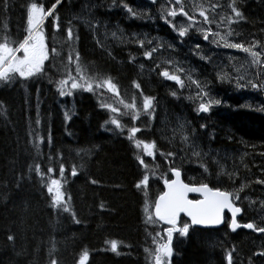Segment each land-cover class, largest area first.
Segmentation results:
<instances>
[{"label": "trees", "instance_id": "trees-1", "mask_svg": "<svg viewBox=\"0 0 264 264\" xmlns=\"http://www.w3.org/2000/svg\"><path fill=\"white\" fill-rule=\"evenodd\" d=\"M134 1L120 0L113 6L114 0H62L57 6V15L63 31H56L46 21V43L57 48L63 46L62 56L66 61L68 46L65 42L71 26L79 37L71 42L72 46L84 61L94 62L99 70L114 77L125 99L130 100L135 94L142 106L140 90L133 87V81L139 83L145 95L156 99L148 130L137 121L142 129L137 135L149 142L155 140L162 152H177L172 166L180 168L185 179L196 185L208 183L210 187L232 191L242 182L249 183L244 191L250 199H245L249 203L246 214L264 226V209L261 208L264 184L254 182L264 179V117L228 110L226 115L209 118L202 124L197 117L199 113L195 112L197 105L191 104L192 100L183 89L177 91L169 81L158 76L161 69L150 70L155 68V63L144 60V49L136 40L147 36L149 40L159 37L171 42L176 45L175 51L163 48L160 51L177 60L190 59L186 42L180 43L166 27L158 30L159 20L149 19L146 12L139 18L123 12L121 4L125 2L137 11L144 8ZM262 1L237 0V6L245 17L241 32L264 43ZM24 3L26 0H10L5 11L0 2V33L15 36L19 31L23 36L26 27ZM43 3L51 7L55 0H43ZM113 31L123 33V42L113 39ZM98 39L105 47L97 43ZM132 57L136 58L134 63L130 62ZM54 62L59 68L60 57ZM190 62L186 64L192 66ZM45 63L49 65V72L38 78H17L13 84L0 85V106L7 109V118H0V264H50L52 259L58 264H76L85 248L89 251L87 264H150L151 258L146 256L144 249H154L152 239L161 228L157 224H146L145 201L153 202L160 193L163 180L159 177L161 174L169 177V163L159 152L150 158L144 157L140 150V156L149 167L157 165L159 171L150 177L151 187L147 192L138 190L135 184L145 174V168L137 159V150L126 138L127 131L121 134L113 130V125L105 124L112 113L101 107L99 98L93 93L77 90L72 95L60 96L57 85L49 79L50 76L60 77L49 61ZM141 63L145 65L143 72L139 68ZM194 64L197 68H192L200 70L204 78L208 69L203 64ZM210 80L217 89L216 95L230 101L231 97L225 98L223 94L228 91L225 82L217 77H210ZM172 90L178 95L172 96ZM105 97L109 103L121 107L112 94L105 93ZM66 112L69 119H65ZM38 115L40 123L36 124ZM141 119L148 120L147 117ZM178 123L193 124L188 129L196 130V143L208 154L204 160L210 172H205L194 158L191 162L180 159L185 156L181 150L183 145L179 139L175 145L168 139ZM34 137L39 143V153L33 147ZM49 154L57 161L51 174H47V168L52 166ZM60 160L66 166L64 189L72 198L70 206L80 223H76L71 214L58 213L49 207L48 194L40 178L34 170L29 174V166L39 163L46 175L60 179ZM217 160L234 173L235 185L227 176L217 178L220 170ZM73 166L78 172L75 177L71 175ZM92 180L97 183L93 184ZM9 235L13 236L12 241L8 240ZM111 239L122 242L120 255L102 250L107 247L105 241ZM172 244L171 264H228L226 255L233 248V264H249L250 260L252 264H264V256L257 255L264 251V233L256 235L242 230L232 233L225 226L218 230L192 229L187 237L176 238ZM53 247L55 251L50 255Z\"/></svg>", "mask_w": 264, "mask_h": 264}, {"label": "snow or ice", "instance_id": "snow-or-ice-1", "mask_svg": "<svg viewBox=\"0 0 264 264\" xmlns=\"http://www.w3.org/2000/svg\"><path fill=\"white\" fill-rule=\"evenodd\" d=\"M0 2H2L3 9L7 11L10 0H0ZM61 2L62 0H55L51 7H46L43 0H26V3L22 5L26 13V27L23 29V36L21 37L19 31L15 36L10 35L8 32L0 33V85L13 84L17 82V78L20 80L38 78L40 75L49 72V65L45 63L49 61L56 74L60 77L59 79L49 77L50 82L57 85V91L60 96L72 95L77 90L93 93L99 98L101 107L112 113L109 120L105 121V124L113 125V130H118L121 134L127 131L126 138L132 147L137 150V159L140 165L145 168V174L135 184L138 190L147 192L151 187L150 177L155 176L159 171L157 165L149 167L148 162L140 156V150H142L144 157L154 158L156 153L159 152L167 160L170 165L171 177H175V179L161 174L159 178L163 180L165 190L154 202L145 201L146 224L155 225L159 222L168 226L163 230V234L156 232L153 236L154 249L152 247H145L144 249L146 256L151 258L150 264H171L174 234L187 236L192 226L215 228L227 225L232 232H236L239 228H244L256 233H264V226L256 222L241 224L237 220V216L242 211L237 201L241 200L240 194L249 187V183L242 182L238 187L234 186L232 191L222 190L220 187H209L208 183L190 186L181 180L180 168L172 166L174 159L178 156L177 152H162L159 150L155 140L149 142L142 136L137 135L142 132L137 121H141L144 124L145 131L148 130L149 121L153 118L155 112L154 101L156 99L145 95L139 83L133 81V87L140 90L139 96L142 97V106L135 94L132 95L130 100L125 99V93L122 92L114 77L99 70L94 62L87 63L84 61L79 51L72 46L71 42L78 40L79 37L73 32L71 26L67 29V41L65 42L68 46L66 61L62 56L63 46L57 48L46 43V33L44 31L47 27L46 21L51 23L56 31H63L59 23L60 17L57 15V6ZM117 3H120V0H114L113 6H116ZM151 4L158 5L159 19L163 20L177 34L180 43H185V38H190L191 32L194 31L204 41L214 45L216 48L233 49L247 54L251 58L250 61L246 60L245 64L239 67L233 65L236 69V86H250L253 89L264 88V84L257 83V81L264 80V43L257 40L249 42L236 39L242 33L234 28L233 25H238L240 21L245 20L243 13L237 6V0H230L227 5L231 10L230 14L223 10L224 5L221 0H151ZM189 4L191 5L190 8ZM121 6L133 17L139 18L146 15V13L132 8L126 2L122 3ZM148 18L151 19V16ZM76 19L81 18L76 17ZM69 23L71 25V22ZM88 23L91 27V21H88ZM213 25L215 28H213ZM112 37L121 42L124 40L123 33H118L117 31L112 32ZM153 41L156 42L153 44ZM136 42L144 49V59L152 60L155 63V68L150 69L151 71L161 69L158 72V76L163 77L166 81H173L179 89L189 88L191 92V86L195 85V99L200 101L196 108L198 113H207L214 104L220 103L219 100L211 96L207 81H201L198 77L193 78L192 69L183 67V64L175 56L171 54L166 56L161 53L160 50L162 48L175 51V44L166 42L159 37H153L152 40H148L147 36L144 39H137ZM97 43L102 48L105 47L99 39ZM149 45L151 46L149 47ZM205 47V45L195 43L193 45V54L198 55L201 60L213 63L212 56H208L205 53ZM21 53L22 55H19ZM109 55L111 56V52H109ZM56 57H60L59 68L54 62ZM135 59V57H132L130 62L134 63ZM235 59L236 57L229 56L230 61ZM165 65L168 67H164ZM139 68L143 72L145 65L141 63ZM241 68H243V72H241ZM251 69H255V72L253 73ZM216 75L217 79L221 81L232 79L230 73L223 68L218 69ZM240 81H245V84L242 85ZM105 93H110L116 97L121 107H116L114 104L109 103ZM170 94L172 96L178 95L175 90L170 91ZM189 98L192 99L191 95ZM125 117L131 123L125 120ZM142 117H147L148 120L144 121L141 119ZM0 118H7V109L3 106H0ZM69 118V114L66 112L65 119ZM35 122L36 124L40 123L39 115ZM29 135H32V132ZM168 139L173 145L179 139L180 144L183 145L181 150L185 152V156L180 157L181 160L188 159L191 162L194 158L199 163V166L204 168L205 172H210L204 160V157L208 154L204 153L197 145L195 129L189 130L186 123H178L172 129V136L168 137ZM33 147L39 153V143L35 137L33 138ZM78 155L83 156L82 153H78ZM48 159L52 166L47 168V174H51L54 172L57 161L51 154H49ZM58 163L60 179L46 175L39 163L29 166V174L34 170L35 174L40 178L41 186L46 189L48 194L49 207L58 213L71 214L73 220L76 223H80L70 206L72 198L64 189L66 166L63 160ZM216 163L220 168L216 173L217 178L227 176L235 185L234 173L227 171L223 165H220L218 160ZM80 167H83V164ZM77 174V167L73 166L71 175L75 177ZM91 182L93 184L97 183L95 180ZM254 182L256 184H264V179H256ZM188 193H199L202 199H189ZM244 199H249V197L245 196ZM251 203H255V201H251ZM261 208L264 209V201H261ZM227 213L231 214L230 220ZM181 214L188 217L191 223L183 222L181 224ZM8 240L12 241L13 236L9 235ZM121 243L115 239L106 240L105 244L107 247L102 250L120 255ZM124 246L130 247V245ZM53 251H55L54 247L49 254L51 255ZM234 251L235 249L233 248L226 255L228 264H233ZM257 255L264 256V251L257 253ZM88 260L89 251L85 248L79 254L76 264H87ZM50 264H58V261L52 259ZM249 264H252L251 260Z\"/></svg>", "mask_w": 264, "mask_h": 264}, {"label": "rangeland", "instance_id": "rangeland-1", "mask_svg": "<svg viewBox=\"0 0 264 264\" xmlns=\"http://www.w3.org/2000/svg\"><path fill=\"white\" fill-rule=\"evenodd\" d=\"M261 4L264 5V1H262ZM238 5H239V3H238ZM249 37H252V35L249 36ZM261 41H262V40H261ZM179 60H180V62L186 64V60H185V59L179 58ZM197 63H198V62H197ZM199 71H200V70H199ZM251 71L254 73V72H255V69H251ZM202 72H204V71L202 70ZM241 72H243V68L241 69ZM196 74H197V77H198L201 81H207V82H208V88H209V90H210L211 96H212L214 99H217V100H224V99L219 98V97L216 95V91H217V89H216V87H215L214 85H211L210 77H208V79L206 80V79H205V78H206V75H205V77L203 78L202 74H200L199 72L196 71ZM194 78H195V75H194ZM204 79H205V80H204ZM261 81H262L263 84H264V80H260V81H257V82H259V83L262 84ZM224 82H225V84H233V83H232L230 80H228V79L224 80ZM236 82H237V81H236ZM240 83L243 84V83H245V81H240ZM232 87H233V86H232ZM191 92H192L194 95H196L195 85L191 86ZM191 92H190V90H189V93H190V94H192ZM229 95H230V97H231L232 94H229ZM195 102L199 103L200 101L194 99V100L191 102V104H194V105H195ZM188 111H189V110H188ZM189 112H190V111H189Z\"/></svg>", "mask_w": 264, "mask_h": 264}, {"label": "flooded vegetation", "instance_id": "flooded-vegetation-1", "mask_svg": "<svg viewBox=\"0 0 264 264\" xmlns=\"http://www.w3.org/2000/svg\"><path fill=\"white\" fill-rule=\"evenodd\" d=\"M239 40H240V41H243V40H241V39H239ZM252 40H253V38H252ZM252 40H251V41H252ZM228 51H229V53H228V57H229V56H234V57H236V59H239V57H241V55H242L241 52H237L236 50H233V49H229ZM234 62L237 63L236 60H234ZM192 70H193V72H194L195 78H197L196 71L199 72V70H196V69H192Z\"/></svg>", "mask_w": 264, "mask_h": 264}, {"label": "bare ground", "instance_id": "bare-ground-1", "mask_svg": "<svg viewBox=\"0 0 264 264\" xmlns=\"http://www.w3.org/2000/svg\"><path fill=\"white\" fill-rule=\"evenodd\" d=\"M237 5H238V4H237ZM142 7H144V6H142ZM154 32H155V31H154ZM155 33H156V32H155ZM158 33H159V32H158ZM156 34H157V33H156ZM182 59H184V58H182ZM185 60L188 61V60H190V59L187 60V59L185 58ZM199 73H200V71H199ZM200 74H201V73H200ZM261 82H262V81H261ZM262 84H263V82H262ZM226 85L228 86V88H227V90H228L227 93H228V92L233 88V87H232L233 84H226ZM164 92H165V91H164ZM191 93H192V92H191ZM187 94H188L189 96L191 95V97H192L191 100H192V101L195 99V95H194L193 93L190 94V93H189V90H188V93H187ZM149 95H150V94H149ZM229 96H230V95L225 96V98H227V97H229ZM195 112H196V114H197V111H196V110H195ZM249 200H250V199H249ZM252 200H253V199H252ZM247 202H248V201H247ZM254 205H255V204H254ZM245 209H246V208H245ZM246 212H247V211H246ZM237 231H238V230H237ZM237 231H236V232H237ZM260 234H261V233H260Z\"/></svg>", "mask_w": 264, "mask_h": 264}, {"label": "water", "instance_id": "water-1", "mask_svg": "<svg viewBox=\"0 0 264 264\" xmlns=\"http://www.w3.org/2000/svg\"><path fill=\"white\" fill-rule=\"evenodd\" d=\"M173 179H175V177H173ZM164 190H165V188H164ZM195 194L198 195V196H200L199 193H188V196H189V195H195ZM181 215H183V214H181ZM185 217H186V216H185ZM186 218H188V217H186ZM188 219H189V218H188Z\"/></svg>", "mask_w": 264, "mask_h": 264}]
</instances>
